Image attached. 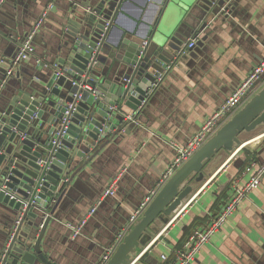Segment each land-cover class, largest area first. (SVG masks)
<instances>
[{
	"label": "crops",
	"instance_id": "crops-1",
	"mask_svg": "<svg viewBox=\"0 0 264 264\" xmlns=\"http://www.w3.org/2000/svg\"><path fill=\"white\" fill-rule=\"evenodd\" d=\"M102 1L0 0V76L2 69L12 68L11 74L5 73L3 84L16 88L39 80L38 66L59 58L65 35L63 17L70 4L90 10ZM161 2L127 0L113 22L111 40L122 32L144 42ZM46 11L47 19L33 39L34 54L15 65L14 57ZM203 14L199 6L165 12L161 26L168 33H179L185 46L196 39L195 48L157 79L136 117L129 119L133 111L128 106H114L117 114L127 115L128 133L123 132L118 140L115 132L110 133L107 142L97 144L90 153L88 163L76 158L79 163L71 169L59 216L51 221L43 238L42 246L56 264H96L129 224L133 212L158 188L177 155L176 148L189 143L263 60L264 0H237L230 20L204 14L210 23L201 31ZM263 83L264 79L258 88ZM243 142L233 154L224 156L213 174L206 173L168 228L170 220L164 226L158 222L156 235L131 264H169L192 231L207 226L229 201L236 184L251 179L258 166L253 163L264 161V130ZM112 185L117 188L116 195L106 196ZM95 206L97 210L82 233L74 237L68 225L80 223ZM13 221L10 209L0 203V250L8 241ZM192 264H264V180L205 243Z\"/></svg>",
	"mask_w": 264,
	"mask_h": 264
},
{
	"label": "water",
	"instance_id": "water-1",
	"mask_svg": "<svg viewBox=\"0 0 264 264\" xmlns=\"http://www.w3.org/2000/svg\"><path fill=\"white\" fill-rule=\"evenodd\" d=\"M236 3L162 0L144 39L146 44L132 40V33L110 38L113 22L127 0H104L90 10L70 4L63 17L65 35L59 58L38 66L39 80L12 88L3 84L9 70H1L0 203L10 209L14 221L0 250V264H56L46 254L43 238L59 216L71 171L79 163L76 158L88 163L90 153L97 144L107 142L110 133L118 135L116 140L128 133L127 115L117 114L114 106L126 105L133 111L128 115L136 117L157 79L195 48L180 57L184 40L161 26L165 12L199 6L205 16L212 13L230 20ZM209 23L205 19L201 31ZM245 98L166 181L107 264H131L156 235L158 222L166 225L194 195L206 173L213 174L225 155L233 154L246 136L264 127V83ZM59 130L66 133L58 135Z\"/></svg>",
	"mask_w": 264,
	"mask_h": 264
},
{
	"label": "built area",
	"instance_id": "built-area-1",
	"mask_svg": "<svg viewBox=\"0 0 264 264\" xmlns=\"http://www.w3.org/2000/svg\"><path fill=\"white\" fill-rule=\"evenodd\" d=\"M47 16L48 12L46 11L38 19L35 27L28 35L26 41L21 46L16 58L14 59L15 65H20L23 61L34 54V36L40 27L45 23ZM108 26H110V23H107L106 28ZM146 43L147 42L145 41L144 44ZM99 45H102V43L100 42ZM195 45L196 39L189 41L187 46H185L180 52V57L187 54L190 49L195 47ZM174 64L169 66L168 69L173 67ZM8 73H12V68L8 71ZM263 79L264 58L261 63L251 71L248 77L237 87L236 91L230 96V98H228L224 105L206 119L201 129L190 139L189 143L185 147L176 148L177 155L168 170L164 173L158 188L151 190L145 201L133 212L129 219V224L122 229V231L117 235L116 239L105 249L102 257L96 264L108 263L119 244L123 241L126 233L139 220L145 209L148 207L166 181L178 170V168H180L188 159H190L211 136L215 134V132L228 120V118L244 103L247 93L255 90L258 84L263 81ZM132 118V116L129 117V119ZM62 132L63 134L66 133L65 130H59L57 134L61 135ZM253 164L258 166L256 173L251 177V179L245 183L239 182L236 184L235 192L229 201L216 215L211 218V221L207 226L203 228H197L192 231L187 240L174 251V257L171 261H169V264H192L205 243H207L211 237L229 220L232 214L237 211V209H239L243 201L247 198L248 194L262 184L264 180V161L262 163ZM253 164L252 166H254ZM116 192V186L112 185L108 190L105 191V195L115 196ZM98 204H100V202H98L97 205ZM96 210L97 206L93 207L80 223L68 225L73 230L74 237H77L82 233L87 220L90 216H92V214L96 212ZM182 210L183 207L170 219L166 228H168L179 217ZM162 258L164 260L168 259L166 255H163Z\"/></svg>",
	"mask_w": 264,
	"mask_h": 264
},
{
	"label": "rangeland",
	"instance_id": "rangeland-1",
	"mask_svg": "<svg viewBox=\"0 0 264 264\" xmlns=\"http://www.w3.org/2000/svg\"><path fill=\"white\" fill-rule=\"evenodd\" d=\"M259 86V85H258ZM258 86L256 87V89L258 88ZM254 91H256V90H254ZM253 91V92H254ZM263 130H264V127H262V128H260V129H258L257 131H255V132H253V133H251V134H249L248 136H246L245 138H252L253 136H256V135H258L259 133H261V132H263ZM263 141V140H262ZM262 141L261 142H258L257 144H255L256 146H259V145H261L262 144ZM254 145V144H253ZM252 145V146H253ZM250 147H251V145H250Z\"/></svg>",
	"mask_w": 264,
	"mask_h": 264
}]
</instances>
